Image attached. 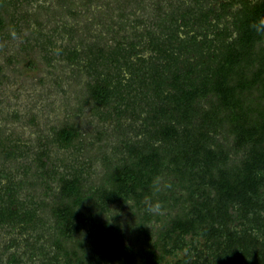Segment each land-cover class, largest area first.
<instances>
[{"label":"trees","instance_id":"obj_1","mask_svg":"<svg viewBox=\"0 0 264 264\" xmlns=\"http://www.w3.org/2000/svg\"><path fill=\"white\" fill-rule=\"evenodd\" d=\"M24 1L0 0V32L21 36L27 25L25 43L82 86L78 112L90 107L119 136L104 128L88 142L68 123L40 134L36 148L3 136L0 118V232L19 235L0 264L11 254L13 264L30 261L40 227L41 236L56 229L66 264L65 239L80 249L83 233L114 247L124 241L120 213L142 234L160 226L175 264H264V34L252 27L264 0H60L45 22L39 10L57 0H34L33 15ZM55 147L74 156L51 171ZM95 150L101 167L83 156ZM163 257L144 251L141 260Z\"/></svg>","mask_w":264,"mask_h":264},{"label":"rangeland","instance_id":"obj_2","mask_svg":"<svg viewBox=\"0 0 264 264\" xmlns=\"http://www.w3.org/2000/svg\"><path fill=\"white\" fill-rule=\"evenodd\" d=\"M43 1L39 0L38 3H43ZM53 2L51 9L49 7V9L45 8L46 11L39 10L45 17L44 22L50 19V16L47 15L48 12L52 14L61 9L60 0ZM21 8L24 11L32 12L30 14L33 15L34 11L38 9L37 2L25 0L22 2ZM59 21L60 19H56L54 22L59 23ZM54 22L52 20L50 28L54 26ZM79 22L78 28L82 31L86 21L80 20ZM21 30V36L15 34L11 26L5 27L0 32V118L3 120V136H20L23 141L37 148L39 146L37 138L40 134L49 133L51 128L61 127L62 124L73 123L79 127L80 131L88 137V142L93 140L100 129L107 128L106 130L113 132V124L100 123L97 118L92 117L90 107L85 108L82 113L78 112L77 97L82 86L79 82L71 79V70L60 62H54L52 66L47 65L43 59L42 50L36 44L30 43L28 46V43L26 44L24 41L26 37L31 36V30L24 24ZM79 37L81 38L82 34ZM118 133L115 129L112 133L113 139L117 135L119 136ZM111 138L108 136L107 140L113 141ZM72 151V149L60 151L55 147L52 154L56 157V161L48 164V168L61 166L62 164L59 162L61 159H68L67 164L72 162L71 158L74 156ZM98 155L95 150V152L90 151L83 156L92 158L94 165L101 167ZM31 171L33 175L36 170ZM95 179L98 180L96 177ZM40 190L42 191L41 188L35 189V194H38L39 198L42 194L38 193ZM120 217H124V213H120ZM129 217L131 216L129 215ZM124 220L136 225L132 221L133 219L126 220L124 218ZM140 231L137 230L130 234L134 236ZM11 232L12 229L9 228L0 232V259L7 258L2 255L5 252V244H9L8 234ZM18 237L19 235L16 233L11 242L17 243ZM12 258L11 254L5 264H13ZM16 262V264H34L27 258L24 262L18 263V260Z\"/></svg>","mask_w":264,"mask_h":264},{"label":"flooded vegetation","instance_id":"obj_3","mask_svg":"<svg viewBox=\"0 0 264 264\" xmlns=\"http://www.w3.org/2000/svg\"><path fill=\"white\" fill-rule=\"evenodd\" d=\"M50 170L52 171V169ZM115 216L119 219V215L116 214V212L113 216L109 214L106 217H103V219L105 220V225H108V223L106 222L110 221V219L115 220ZM121 218L125 217H120V219ZM122 221L124 222V224L121 226L123 232V237L121 239L124 238V241L115 244V248L110 245V242L104 243V241H100L94 243L89 241H82L86 237L85 236L83 238V233L80 235V241L83 242L82 244H79L81 246L80 249L76 248L78 244L73 240L70 241L65 239L62 243L66 251L65 255H67L68 251H71L72 253V261L69 264H85V260L88 261V264H142L141 255L143 254V252H151L155 250L160 255L164 256L161 259L162 261L160 260V264H175L177 260L174 261L171 254L165 252L163 249V247L166 246L170 247V243H168L167 245V243L163 241L164 236L160 231V226L158 228L157 224H153L150 227V229L152 230L151 235L147 232H145V234H142V231H140V226L132 225L127 222L126 224L124 219ZM154 227H157L158 229H155ZM7 228L11 229L10 227ZM49 229V233L41 236V233L45 232H43L40 227L37 237H39L38 243L41 244V247L26 254L30 258V261L34 258L37 261L36 264H66L67 260H64L63 258L61 259V257L59 256L61 242L58 243V240L56 239V229H53V227H50ZM137 230H139L140 232H138V234L134 236H131L130 233L136 232ZM8 236L10 238V243L13 238L12 232L8 234ZM37 237L35 236V238ZM151 237L153 238V240H151ZM126 238L127 240L125 241ZM34 239L30 240L27 245L31 244L37 246L36 244H34ZM92 255H94V258H91V260L88 256ZM31 256H33V258H31ZM56 257H58V259ZM80 260L81 262H79Z\"/></svg>","mask_w":264,"mask_h":264},{"label":"clouds","instance_id":"obj_4","mask_svg":"<svg viewBox=\"0 0 264 264\" xmlns=\"http://www.w3.org/2000/svg\"><path fill=\"white\" fill-rule=\"evenodd\" d=\"M252 27L257 33L264 34V19H261L259 24H253ZM160 207L161 205L157 202L149 209V211H159Z\"/></svg>","mask_w":264,"mask_h":264}]
</instances>
